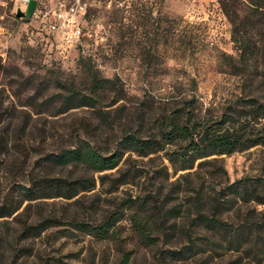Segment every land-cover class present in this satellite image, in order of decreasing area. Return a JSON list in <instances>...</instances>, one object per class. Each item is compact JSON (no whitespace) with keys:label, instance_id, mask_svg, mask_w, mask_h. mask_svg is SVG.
Returning a JSON list of instances; mask_svg holds the SVG:
<instances>
[{"label":"rangeland","instance_id":"374dc122","mask_svg":"<svg viewBox=\"0 0 264 264\" xmlns=\"http://www.w3.org/2000/svg\"><path fill=\"white\" fill-rule=\"evenodd\" d=\"M72 6L77 9L80 34L76 42L67 45L52 26L56 14ZM246 6V0H237L240 14L249 12ZM17 7L23 16L15 15ZM257 26H247L246 30L258 46V33L262 31ZM238 53V45L232 40V25L220 0H31L28 4L0 0V186H8L16 166L31 170L46 152L68 143L67 134L81 118H91L93 127L98 124L90 108L65 109L67 104L63 105L58 96L70 86L83 93L88 91L85 66L92 67L99 76L117 79L124 92L125 100L112 104L113 93L102 91L99 105L112 109L123 104L114 112L120 125L128 127L135 120H142V128L149 130L155 126L158 107L168 106V100L183 94L194 93L201 114L206 117L234 110L249 116L248 108L234 101L250 96L264 99V66L259 61L257 70L251 73L252 59L240 63ZM223 55L233 56L237 66H231ZM238 67L243 68L241 74ZM118 125L116 121L115 126ZM109 133L104 127L98 132L99 139L106 140ZM219 157L222 160L215 166L224 167L229 181L258 176L264 169V145ZM32 170L37 178L76 171L73 167ZM169 172L170 180L178 175L172 174L170 167ZM216 182L212 185L217 188ZM125 190L136 194L139 186H121L117 192L101 197L122 196ZM73 200L44 198L33 204L38 205L33 209L81 218L84 211ZM118 225L117 234L110 240L75 230L62 236L56 227L49 228L34 240L4 246L0 264H41L47 260L60 264H118L124 252H131L128 264L249 261L237 251L204 244L200 245L202 248L193 247L194 253H182L174 259L167 253L160 254L161 250H181L187 247L184 241L175 238L157 246H144L137 241L128 220L123 219ZM6 226L0 223L1 236H11L14 225ZM21 245L30 246L32 255L14 259V247ZM259 264H264V260Z\"/></svg>","mask_w":264,"mask_h":264},{"label":"trees","instance_id":"16d2710c","mask_svg":"<svg viewBox=\"0 0 264 264\" xmlns=\"http://www.w3.org/2000/svg\"><path fill=\"white\" fill-rule=\"evenodd\" d=\"M246 2L249 12L242 14L236 7L237 0H220V5L232 25V40L239 49L237 60L241 63L251 58L253 65L249 71L253 73L259 61L264 66V0ZM247 26L261 29L258 46L247 35ZM223 56L230 65H235L233 56ZM85 71L86 93L70 86L65 94L58 96L63 105L67 104L65 109L86 106L99 122L93 127L91 118H81L67 134L68 143L34 162L36 168L44 171L73 167L74 173L37 178L32 170L35 167L27 170L16 166L8 186H0V223L14 225L12 238L0 235V255L4 246L34 240L53 227L62 236H69L75 230L110 240L117 234L118 224L126 219L137 241L144 246H157L175 238L184 241L187 247L181 250H161L160 254L167 253L174 259L182 253L190 255L194 253L193 247L202 248L200 245L204 244L237 251L241 258H248V264L261 263L264 260V169L258 176L229 181L224 167L215 164L222 160L220 155L264 145V99L236 98L234 102L248 108L249 116L234 110L206 117L201 114L196 95L183 94L168 100V106L158 107L152 129L142 128V120L122 127L114 112L123 104L112 109L100 106L102 91L113 93L112 104L125 100L117 79L99 76L90 66H85ZM237 71L241 74L243 68L238 67ZM261 76L264 84V72ZM116 121L120 127L115 126ZM104 127L110 135L102 141L98 132ZM167 145L175 148H166ZM169 167L172 174H178L173 180ZM216 180L217 188L212 185ZM98 184L99 189L95 190ZM137 185L136 194L125 190L122 196L101 197L117 192L121 186ZM44 198L74 199L73 204L82 207L83 216L34 210L38 205L33 204ZM31 255L32 248L27 245L14 247L12 254L14 259ZM130 257L131 252H124L118 264H128ZM41 264L60 262L47 260Z\"/></svg>","mask_w":264,"mask_h":264},{"label":"built area","instance_id":"2783aa9c","mask_svg":"<svg viewBox=\"0 0 264 264\" xmlns=\"http://www.w3.org/2000/svg\"><path fill=\"white\" fill-rule=\"evenodd\" d=\"M18 4H28L31 0H13ZM56 23L52 26L55 28L64 44L71 45L77 41L80 34V27L77 19V9L70 7L63 12L56 14Z\"/></svg>","mask_w":264,"mask_h":264},{"label":"water","instance_id":"95a60500","mask_svg":"<svg viewBox=\"0 0 264 264\" xmlns=\"http://www.w3.org/2000/svg\"><path fill=\"white\" fill-rule=\"evenodd\" d=\"M15 15L18 16V17L23 16V11L21 10L20 7H17V8H16V10H15Z\"/></svg>","mask_w":264,"mask_h":264}]
</instances>
